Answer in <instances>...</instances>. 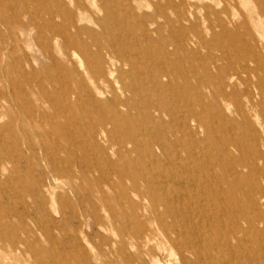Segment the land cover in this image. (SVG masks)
Listing matches in <instances>:
<instances>
[{
    "label": "rangeland",
    "instance_id": "374dc122",
    "mask_svg": "<svg viewBox=\"0 0 264 264\" xmlns=\"http://www.w3.org/2000/svg\"><path fill=\"white\" fill-rule=\"evenodd\" d=\"M205 176L264 188V0H0V264H221Z\"/></svg>",
    "mask_w": 264,
    "mask_h": 264
},
{
    "label": "bare ground",
    "instance_id": "6f19581e",
    "mask_svg": "<svg viewBox=\"0 0 264 264\" xmlns=\"http://www.w3.org/2000/svg\"><path fill=\"white\" fill-rule=\"evenodd\" d=\"M181 184H184L183 188H180ZM219 193L220 189L214 187V183L207 176L199 181L193 178L189 181L180 180L178 185L162 189L164 198H169L168 203L176 201L178 209L185 206L189 209L191 216H187V220L198 215L206 221L210 231L213 227L219 229L221 240L214 233L209 237L212 249L224 251L221 264H264V217L257 213V210L264 206V188L250 195L249 201L253 210L246 212H243L237 203L231 208L227 201L222 205L216 204L215 200L220 197ZM225 211L233 214L229 223L225 220ZM182 213L179 218L178 215L170 213L168 216L174 222L179 219L183 222L186 218L185 213Z\"/></svg>",
    "mask_w": 264,
    "mask_h": 264
}]
</instances>
